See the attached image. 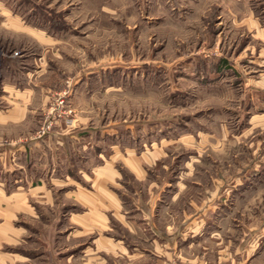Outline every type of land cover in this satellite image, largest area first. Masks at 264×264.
Returning a JSON list of instances; mask_svg holds the SVG:
<instances>
[{"label":"rangeland","instance_id":"374dc122","mask_svg":"<svg viewBox=\"0 0 264 264\" xmlns=\"http://www.w3.org/2000/svg\"><path fill=\"white\" fill-rule=\"evenodd\" d=\"M91 191L175 222L226 193V235L264 225V0H0V224L63 227ZM43 236L30 263L70 264Z\"/></svg>","mask_w":264,"mask_h":264},{"label":"crops","instance_id":"0c3cea01","mask_svg":"<svg viewBox=\"0 0 264 264\" xmlns=\"http://www.w3.org/2000/svg\"><path fill=\"white\" fill-rule=\"evenodd\" d=\"M245 181L246 179L234 178V182L239 185ZM40 196L46 198L44 204L55 206L52 194L42 193ZM66 196L72 200L69 205L63 206L66 201L60 203L62 208H66L63 216H67L68 220L67 225L63 227L56 224L50 230H44L28 222L18 225L14 223L16 217L13 213L9 220L4 219L3 224H0L2 264H31L30 260L33 258H30V254L38 253L27 246L29 235L37 234V249L40 247L42 250L51 242L45 240L43 234L46 232L53 233L55 239L81 238V242L77 240L62 248L57 247L56 240L52 238L53 248L58 249L57 260L64 259L70 264H78V259H83L81 264H161L172 258L178 259L181 264H264V252L261 249L264 244L263 224L256 227V230L250 229L239 243L233 238L234 234L226 235V228L221 225V222L231 218L233 197L230 194H208L202 198L195 212L186 214L183 211L179 222L168 219L172 215L166 210H158L155 207L143 209L140 204L131 209L103 208L108 206L111 200L103 192L91 191ZM227 200L228 203L223 204ZM76 201L85 202L82 203L84 209L80 212L73 209V206L78 204ZM28 208L20 211L25 210L32 217V221L38 220L40 214L36 213L33 207ZM232 209L233 213L234 208ZM228 226L227 229L231 230V225ZM206 240L213 243L215 247H209L216 249V252L203 245ZM3 245L12 249L2 251ZM206 253L211 254L213 258L207 257ZM54 261L56 262L55 259Z\"/></svg>","mask_w":264,"mask_h":264},{"label":"built area","instance_id":"2783aa9c","mask_svg":"<svg viewBox=\"0 0 264 264\" xmlns=\"http://www.w3.org/2000/svg\"><path fill=\"white\" fill-rule=\"evenodd\" d=\"M161 264H181L180 261L176 258L169 259Z\"/></svg>","mask_w":264,"mask_h":264},{"label":"bare ground","instance_id":"6f19581e","mask_svg":"<svg viewBox=\"0 0 264 264\" xmlns=\"http://www.w3.org/2000/svg\"><path fill=\"white\" fill-rule=\"evenodd\" d=\"M21 24H22V23H21ZM6 25H7V24H6ZM8 27H9V26H8ZM16 28H17V27H16ZM19 28L21 29V27H19ZM11 29H12V28H11ZM13 29H14V28H13ZM15 31H16V30H15ZM26 31H27V30H26ZM27 32H28V31H27ZM27 32H26V33H27ZM35 36H36V35H35Z\"/></svg>","mask_w":264,"mask_h":264}]
</instances>
